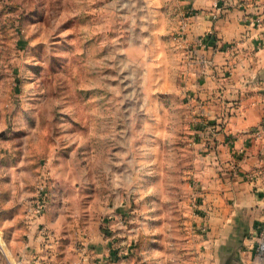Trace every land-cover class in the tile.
<instances>
[{"label":"rangeland","instance_id":"rangeland-1","mask_svg":"<svg viewBox=\"0 0 264 264\" xmlns=\"http://www.w3.org/2000/svg\"><path fill=\"white\" fill-rule=\"evenodd\" d=\"M150 1L0 0V264H34L19 254L30 230L51 264L104 239L115 264L226 263L195 225L202 162L171 55L176 8Z\"/></svg>","mask_w":264,"mask_h":264},{"label":"crops","instance_id":"crops-1","mask_svg":"<svg viewBox=\"0 0 264 264\" xmlns=\"http://www.w3.org/2000/svg\"><path fill=\"white\" fill-rule=\"evenodd\" d=\"M170 1L182 31L171 55L179 59L201 152L195 225L205 227L203 241L222 260L264 264L257 251L264 239V23L251 22L264 0ZM165 17L160 12V23ZM36 234L30 230L20 258L51 264ZM103 242L80 264H115Z\"/></svg>","mask_w":264,"mask_h":264},{"label":"built area","instance_id":"built-area-1","mask_svg":"<svg viewBox=\"0 0 264 264\" xmlns=\"http://www.w3.org/2000/svg\"><path fill=\"white\" fill-rule=\"evenodd\" d=\"M254 26H261L263 23H264V11L262 12V14H258L257 16H255L252 21ZM44 187H45V184L43 183V181L39 182L38 183V186H37V189H36V192L34 194V197L31 201V204L29 205L28 207V212H29V221L31 223V225H38V221L40 219V217L42 216L43 212H44V209H45V206H46V197H45V194H44ZM195 208H196V205H195ZM0 225H1V220H0ZM201 230L202 231H205V227H201ZM3 235H2V232L0 230V247L2 249H4V243H3ZM44 246H47V245H44ZM258 253L260 254V256L262 254H264V239L262 241V243L259 244L258 246ZM83 252V251H82ZM4 253H6V251H4ZM83 254L81 253V255H79L78 259L79 260H83L84 258L82 257ZM80 261H75V262H72L70 264H79ZM19 264V262H18Z\"/></svg>","mask_w":264,"mask_h":264},{"label":"water","instance_id":"water-1","mask_svg":"<svg viewBox=\"0 0 264 264\" xmlns=\"http://www.w3.org/2000/svg\"><path fill=\"white\" fill-rule=\"evenodd\" d=\"M222 260V259H221ZM225 261H226V263L225 264H230V259H224ZM224 260H222V261H224Z\"/></svg>","mask_w":264,"mask_h":264},{"label":"trees","instance_id":"trees-1","mask_svg":"<svg viewBox=\"0 0 264 264\" xmlns=\"http://www.w3.org/2000/svg\"><path fill=\"white\" fill-rule=\"evenodd\" d=\"M0 220H1V217H0Z\"/></svg>","mask_w":264,"mask_h":264}]
</instances>
